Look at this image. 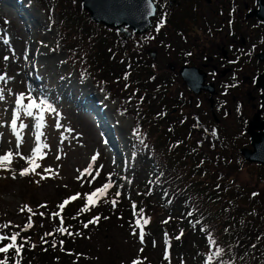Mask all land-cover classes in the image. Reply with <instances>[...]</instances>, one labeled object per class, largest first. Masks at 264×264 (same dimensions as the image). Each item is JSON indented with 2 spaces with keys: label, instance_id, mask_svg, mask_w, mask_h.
Returning <instances> with one entry per match:
<instances>
[{
  "label": "rangeland",
  "instance_id": "rangeland-1",
  "mask_svg": "<svg viewBox=\"0 0 264 264\" xmlns=\"http://www.w3.org/2000/svg\"><path fill=\"white\" fill-rule=\"evenodd\" d=\"M57 6L55 1L46 5L42 0H0V76L5 77V80H0V89H3V99H0V155L13 152L11 165L0 168V221L8 225L20 226L29 215L36 221L39 217L41 228L51 229L53 221L46 218L45 209L54 210L63 198L69 199L76 194L80 195L75 200L81 202L84 208L83 204L88 203L85 194L101 188L105 183L110 182L111 187L106 194L94 198L97 202L90 206L100 205L102 197L112 191L127 193L141 180L151 178L148 162L147 165L141 164L133 148L138 143L135 130L139 118H143L142 111L146 120L160 122L163 128L189 124L196 115L194 107L187 106V99L183 105L175 102L179 97L187 98L186 93L176 86L173 89L163 86L161 91L158 89L160 82L153 81L162 71L164 63L150 70L143 67L133 70L130 67V70L108 77L112 87L109 92L101 90L93 78L79 76L77 67L67 57L60 42ZM69 19L73 25L81 23L74 17ZM107 29L115 33L113 28ZM118 36L124 46L123 51L113 49L111 53L115 59H123L130 66L128 39L121 34ZM95 48L103 53V48L98 45ZM134 51L140 53L137 46ZM127 78L134 79L141 86L131 89L132 82ZM144 84L149 85L144 87ZM20 93L25 96V105L29 97L37 103L43 99L54 111L46 107L33 109V115L28 116L20 108L15 130L19 132L18 137L11 122ZM93 97L95 103L91 107ZM173 108L176 111L170 113ZM134 110L135 113H132ZM41 111L43 127L36 128ZM183 120L187 121L183 123ZM224 123L230 121L225 120ZM21 124L26 127L21 128ZM189 127L185 129L187 136L211 153L217 152L220 149L218 146L223 143L242 145L241 140L237 142V137L229 133H221L222 137L219 135L212 140L211 129L216 127L206 126L207 130L202 128L196 132L193 131L196 130L194 122ZM39 133H43L39 142L46 155L37 161L40 167L35 172L20 175L21 169L28 167L21 155L31 154ZM18 139L21 142L17 149ZM235 139L236 142H233ZM17 152L20 155H16ZM150 159L149 163L152 161L150 165L153 166L154 160ZM229 173L232 180L254 191L264 203V171L244 165L238 171L229 170ZM27 209H31V213ZM157 213L153 214V219ZM92 216L91 213V219L76 228L82 233L80 240L83 243V253L76 264H133L134 261L138 264H195L191 249H188L190 243L184 247L170 246V239L165 234H155V242L153 240L150 246H144L141 216L135 220L136 223L140 221L141 231L136 236L133 226L130 232L129 227L120 231L115 226L116 221L108 223L111 226L109 229L99 230L94 222L89 223L93 221ZM166 217L164 213L159 215L165 221ZM177 227L174 224L172 230L178 231Z\"/></svg>",
  "mask_w": 264,
  "mask_h": 264
},
{
  "label": "trees",
  "instance_id": "trees-1",
  "mask_svg": "<svg viewBox=\"0 0 264 264\" xmlns=\"http://www.w3.org/2000/svg\"><path fill=\"white\" fill-rule=\"evenodd\" d=\"M51 1L58 5L62 48L77 67L78 75L93 78L101 90L109 92L112 87L108 77L130 70L127 61L117 60L111 53L113 49L123 51L119 33L94 24L79 0L77 3L42 0L46 5ZM71 17L81 22L78 23L81 26L71 24ZM97 45L103 48V53L96 50ZM132 78H127L132 82L131 89L139 88L141 84ZM142 115L135 130L138 143L133 148L141 164L148 162L151 178L141 180L125 194L112 191L102 197L100 205H89L86 211L81 210L78 200H70L63 210L45 209L46 218L53 221V227L48 230L41 228L39 217L36 221L29 215L20 226L7 224V228H0V235L10 237L18 233L15 244L22 247L18 253L15 248L0 253V260L6 264H76L83 253L82 233L76 228L91 219L92 213L93 221L99 217L94 221L99 230L109 229L108 223L116 221L120 231L129 227L130 232L131 226L135 236L142 231L144 246L155 242L158 233L165 234L170 246L176 248L190 243L188 249L195 264H264V203L254 191L229 176V170L238 171L244 165L257 167L259 172L264 171V166L246 161L238 152L237 143L236 146L220 144V149L213 153L201 148L195 139L187 136L185 129L191 123L163 128L160 122L146 120L143 111ZM150 158L154 160L153 166ZM27 212L31 213L28 209ZM154 213L157 215L153 219ZM160 213L167 216L166 221L159 218ZM138 216L148 221L147 224L142 221L141 231L135 222ZM5 224L0 221V226ZM174 224L178 231L172 230ZM1 241L0 247L12 243L9 239Z\"/></svg>",
  "mask_w": 264,
  "mask_h": 264
},
{
  "label": "flooded vegetation",
  "instance_id": "flooded-vegetation-1",
  "mask_svg": "<svg viewBox=\"0 0 264 264\" xmlns=\"http://www.w3.org/2000/svg\"><path fill=\"white\" fill-rule=\"evenodd\" d=\"M153 2L150 29L141 34L129 30V67L150 70L164 63L153 81L160 82L161 91L176 86L187 94L174 101L194 107L193 131L216 127L211 139L229 133L242 142L238 152L251 148L250 124L256 125L253 132H264L259 80L264 76V0Z\"/></svg>",
  "mask_w": 264,
  "mask_h": 264
},
{
  "label": "water",
  "instance_id": "water-1",
  "mask_svg": "<svg viewBox=\"0 0 264 264\" xmlns=\"http://www.w3.org/2000/svg\"><path fill=\"white\" fill-rule=\"evenodd\" d=\"M80 1L83 9L89 13L93 22L105 27L115 28L125 38L128 37L130 29L136 34L149 30L156 12L153 0ZM182 75L186 79L185 71ZM259 80L263 89L261 104L264 108V76ZM171 112H174V110ZM254 127H256L255 123L250 124L251 148H242L240 152L246 161L264 166V132H253Z\"/></svg>",
  "mask_w": 264,
  "mask_h": 264
},
{
  "label": "snow or ice",
  "instance_id": "snow-or-ice-1",
  "mask_svg": "<svg viewBox=\"0 0 264 264\" xmlns=\"http://www.w3.org/2000/svg\"><path fill=\"white\" fill-rule=\"evenodd\" d=\"M5 59H7V57H5ZM0 80H5V77L4 76H0ZM0 99H3V89H0ZM24 99H25V96H24L23 93L18 94L17 99H16V105L18 107H17V110H15V112H14V118H13V120L11 122V126H12L15 134L18 137H19V132H16L15 130L17 128L16 119L19 116V109L20 108H23L25 114L28 115V116H32L33 115V111H32L33 109L41 110L42 108L46 107L48 110H53L54 111V109L51 108V105H48L47 102L45 100H43V99H41L39 101V103H37V101L35 99H32L31 97H29V102L26 105L24 104ZM42 121H43V115H42V111H41V112H39V119H38L37 124L35 125V127L36 128H42L43 127ZM20 127L23 128V127H26V126L21 124ZM41 135H43V133H39L36 136L37 143H36V146L32 149L31 154L28 155V156H22L21 155V159H24L28 163V167H25V168L21 169L20 175H28L29 173L35 172L36 169L40 167V164L37 163V161L39 159H43L44 156L46 155V153L43 152L42 146H41V144L39 142ZM20 142L21 141L18 139L17 149L20 146ZM43 147H47V145H43ZM16 155H20V153L17 152ZM12 158H13V152H11V151H9V152H7V153H5L3 155H0V168H5L7 166H10L11 163H12ZM92 159L94 161L95 160V156ZM45 171H50V169H46ZM84 171L88 172V169H85ZM110 187H111V183L110 182L109 183H105L101 188H97L93 192H91L89 194H85L88 203L81 210L82 211H86V210H88V205H95V203L97 202V199L99 198V196H102V195L106 194L107 189L110 188ZM79 195L80 194H76L75 196H72L69 199L65 200L63 203H61L59 205V208L61 210H63L65 205H67L70 200L77 199V197ZM117 195H119V193H117ZM94 198H97V199H94ZM113 203H115V201H113ZM21 210L23 211V209H21ZM28 210L31 211V209H28ZM53 215L59 216V213H54ZM98 219H99V217H96V218H94V221H97ZM94 221H89V223H92ZM143 223L147 224L148 221L144 220ZM137 224L138 225L140 224L139 220L137 221ZM7 227H8L7 224H5L3 226H0V228H7ZM85 227H87V224L85 225ZM60 230L64 231V229H60ZM18 235H19L18 233H13L10 237H6L4 235H0V240L9 239V240L12 241V243H7L3 247H0V253H7L10 249H13V248H15V250L18 253L20 251V248L22 247V245L17 246L15 244V241H16ZM45 235H50V233H46ZM209 259H211V256L209 257ZM0 264H6V261L0 260ZM133 264H138V262L134 261Z\"/></svg>",
  "mask_w": 264,
  "mask_h": 264
},
{
  "label": "bare ground",
  "instance_id": "bare-ground-1",
  "mask_svg": "<svg viewBox=\"0 0 264 264\" xmlns=\"http://www.w3.org/2000/svg\"><path fill=\"white\" fill-rule=\"evenodd\" d=\"M42 56H43V55H42ZM89 90H90V89H89ZM88 93H89V96H92V94H91L89 91H88ZM94 97L96 98V95H95ZM94 97H93V100H91V101H93V103L91 102L90 106H91V105L94 106V103H95ZM93 106H91V107H93ZM113 118H114V115H113Z\"/></svg>",
  "mask_w": 264,
  "mask_h": 264
}]
</instances>
